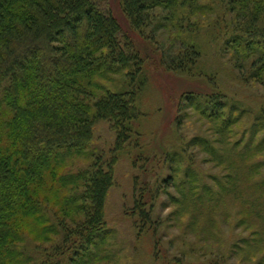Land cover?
<instances>
[{
  "label": "rangeland",
  "instance_id": "rangeland-1",
  "mask_svg": "<svg viewBox=\"0 0 264 264\" xmlns=\"http://www.w3.org/2000/svg\"><path fill=\"white\" fill-rule=\"evenodd\" d=\"M92 1L121 22L120 43L130 53H141L148 82L137 96L135 133L116 154L105 205L111 234L84 264H264V213H259L264 209V190L259 189L264 146L238 157L264 136V67L256 55L240 57L228 46L240 24L229 12L228 0H179L174 9L147 11L148 25L137 30L126 22L118 0ZM187 50L198 51L200 58L191 60L185 71L174 70L167 58ZM127 72L95 76L88 81L91 92L99 98L107 91L132 89ZM187 93H221L238 102V111L230 110L232 105L224 111L226 119L234 116L236 122L226 127L224 118L201 115L181 100ZM116 138L113 124L98 120L87 152L65 158L64 175L89 176L98 162L109 163ZM136 176L154 189L148 201L152 224L144 232L133 211ZM78 184L67 185V190L78 186L81 193L84 180ZM46 213L52 239L28 230L26 242L19 245L34 257L61 241L59 222L72 225L85 218L81 209L66 214L60 204L50 203Z\"/></svg>",
  "mask_w": 264,
  "mask_h": 264
},
{
  "label": "trees",
  "instance_id": "trees-1",
  "mask_svg": "<svg viewBox=\"0 0 264 264\" xmlns=\"http://www.w3.org/2000/svg\"><path fill=\"white\" fill-rule=\"evenodd\" d=\"M178 1L118 3L126 22L137 30L148 25L147 11L174 9ZM226 5L240 22L228 46L240 57L256 55L264 67V0H228ZM121 31L115 15L103 14L92 0H0V264H84L111 234L105 205L114 184L116 154L135 133L140 116L137 96L148 82L144 58L121 45ZM190 52L169 56L168 64L185 71L191 60L200 58L198 51ZM123 69L128 70L132 89L107 91L99 98L91 92L93 84L88 81ZM183 98L211 120L224 118L226 127L236 122L234 116L226 119L224 111L229 105L238 111L239 103L221 93H187ZM98 120L110 121L117 131L110 162H98L89 176L64 175L66 159L89 149ZM196 140L208 145L206 140ZM263 146L264 136L238 157ZM80 180H84L81 193L78 186L67 190V185H79ZM259 189L264 190V182ZM134 192L139 230L148 231L153 211L148 201L154 189L136 176ZM50 203L62 205L66 214L71 208L81 209L85 218L72 225L59 222L61 241L34 257L19 245L26 242L28 230L38 238L52 239L54 230L46 213ZM259 213L262 217L264 209Z\"/></svg>",
  "mask_w": 264,
  "mask_h": 264
},
{
  "label": "bare ground",
  "instance_id": "bare-ground-1",
  "mask_svg": "<svg viewBox=\"0 0 264 264\" xmlns=\"http://www.w3.org/2000/svg\"><path fill=\"white\" fill-rule=\"evenodd\" d=\"M121 23V22H120Z\"/></svg>",
  "mask_w": 264,
  "mask_h": 264
}]
</instances>
